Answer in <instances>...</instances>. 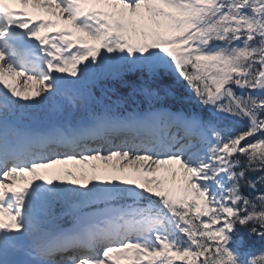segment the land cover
Listing matches in <instances>:
<instances>
[{
	"label": "snow or ice",
	"instance_id": "6c2138e0",
	"mask_svg": "<svg viewBox=\"0 0 264 264\" xmlns=\"http://www.w3.org/2000/svg\"><path fill=\"white\" fill-rule=\"evenodd\" d=\"M126 72H174L211 111L94 114L97 82ZM61 100L89 122L54 121ZM216 117L247 126L225 136ZM241 181L264 185V0H0L3 264H20L10 251L24 264H236L225 230L264 232V193Z\"/></svg>",
	"mask_w": 264,
	"mask_h": 264
},
{
	"label": "trees",
	"instance_id": "16d2710c",
	"mask_svg": "<svg viewBox=\"0 0 264 264\" xmlns=\"http://www.w3.org/2000/svg\"><path fill=\"white\" fill-rule=\"evenodd\" d=\"M160 75L162 76L163 74H159L158 76H155L153 78L159 77ZM145 76H146V74L139 73V72H126L125 75H123L121 78H118V79H120L119 84L121 86H128L129 84L135 83V81H137L139 79H143V78L146 82L151 81L150 79H152V77H149V76L145 77ZM152 88H154V87H152ZM259 175H260L259 172H252L249 174V179L254 180ZM258 185H260V184L258 183ZM260 186L264 187V185H260ZM244 224L245 223L241 224L239 222H236L232 225V228L238 229V228L242 227ZM247 224L249 225L248 229L246 230V234L248 235L247 240H250L251 236H255L256 232L251 230L254 227V225L250 221Z\"/></svg>",
	"mask_w": 264,
	"mask_h": 264
},
{
	"label": "rangeland",
	"instance_id": "374dc122",
	"mask_svg": "<svg viewBox=\"0 0 264 264\" xmlns=\"http://www.w3.org/2000/svg\"><path fill=\"white\" fill-rule=\"evenodd\" d=\"M98 163H99V165H100L101 167H105V165H104L102 162L98 161ZM79 168H80V167H79ZM159 171H161V175H167V173H165L163 169H159L157 172H159Z\"/></svg>",
	"mask_w": 264,
	"mask_h": 264
}]
</instances>
